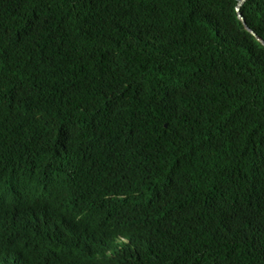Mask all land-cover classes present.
Returning a JSON list of instances; mask_svg holds the SVG:
<instances>
[{
	"label": "trees",
	"instance_id": "trees-1",
	"mask_svg": "<svg viewBox=\"0 0 264 264\" xmlns=\"http://www.w3.org/2000/svg\"><path fill=\"white\" fill-rule=\"evenodd\" d=\"M240 1L0 0L14 251L62 219L58 264H264V0L246 26Z\"/></svg>",
	"mask_w": 264,
	"mask_h": 264
},
{
	"label": "clouds",
	"instance_id": "clouds-1",
	"mask_svg": "<svg viewBox=\"0 0 264 264\" xmlns=\"http://www.w3.org/2000/svg\"><path fill=\"white\" fill-rule=\"evenodd\" d=\"M5 183L4 180L0 181V264H58V256H66L76 248L75 236L67 234L62 219L56 221L45 236L37 239L39 253L13 250L24 239L32 224L31 184L20 197L13 215H7L1 211Z\"/></svg>",
	"mask_w": 264,
	"mask_h": 264
},
{
	"label": "water",
	"instance_id": "water-1",
	"mask_svg": "<svg viewBox=\"0 0 264 264\" xmlns=\"http://www.w3.org/2000/svg\"><path fill=\"white\" fill-rule=\"evenodd\" d=\"M245 1H246V0H241V1L239 2L238 6H237V11H238L239 17H240V19L242 20L243 24L246 26V23H245V21H244V18L242 17L241 11H240ZM246 29H247V30L253 35V37H254V38H255V39H256V40H257L262 46H264V42L258 38V35H257L253 30H251V29H250L249 27H247V26H246Z\"/></svg>",
	"mask_w": 264,
	"mask_h": 264
}]
</instances>
